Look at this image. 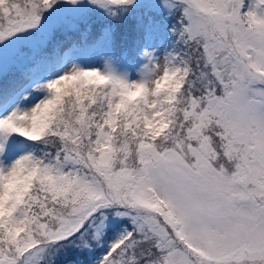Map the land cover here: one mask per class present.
<instances>
[{
  "label": "snow or ice",
  "instance_id": "obj_1",
  "mask_svg": "<svg viewBox=\"0 0 264 264\" xmlns=\"http://www.w3.org/2000/svg\"><path fill=\"white\" fill-rule=\"evenodd\" d=\"M0 264H264V0H0Z\"/></svg>",
  "mask_w": 264,
  "mask_h": 264
}]
</instances>
